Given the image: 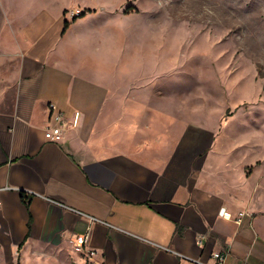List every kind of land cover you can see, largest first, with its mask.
Listing matches in <instances>:
<instances>
[{
    "label": "crops",
    "instance_id": "obj_1",
    "mask_svg": "<svg viewBox=\"0 0 264 264\" xmlns=\"http://www.w3.org/2000/svg\"><path fill=\"white\" fill-rule=\"evenodd\" d=\"M82 18L68 29L39 0H0V264H194L168 249L210 264L214 253L227 254L224 264H264V217L200 185L210 155L201 162L209 145L205 137L200 150L197 129L174 142L133 119L105 134L109 102L125 97L127 112H147L151 103L135 100L151 94L120 90L96 57L98 36L79 32ZM83 48L93 56L78 58ZM51 103L69 123L80 114L59 143L45 138ZM116 129L134 133L123 140ZM81 214L102 222L91 227L93 257L74 249L89 226Z\"/></svg>",
    "mask_w": 264,
    "mask_h": 264
},
{
    "label": "rangeland",
    "instance_id": "obj_2",
    "mask_svg": "<svg viewBox=\"0 0 264 264\" xmlns=\"http://www.w3.org/2000/svg\"><path fill=\"white\" fill-rule=\"evenodd\" d=\"M39 3L55 15L61 11L68 29L85 13L78 30L98 36L96 57L105 71H113L120 90L151 94L135 100L151 103L147 112H138L139 106L127 112L125 97L120 106L109 102L101 118L107 136L114 130L111 123L133 119L145 122L148 134L156 126L174 142L197 129L200 143L206 137L209 145L200 149L201 162L210 155L200 170V185L226 203L264 217V0ZM76 56L84 60L93 55L83 48ZM159 91L161 102L154 95ZM156 107L162 111L154 112ZM115 132L127 140L134 130Z\"/></svg>",
    "mask_w": 264,
    "mask_h": 264
},
{
    "label": "built area",
    "instance_id": "obj_3",
    "mask_svg": "<svg viewBox=\"0 0 264 264\" xmlns=\"http://www.w3.org/2000/svg\"><path fill=\"white\" fill-rule=\"evenodd\" d=\"M49 112L50 114H49L48 125L45 129V138L49 142L59 143L64 139L65 133L70 127V125H72V127L78 126L80 114L76 113L73 122L69 123L67 115L62 110H60L56 104L51 103L49 105ZM1 205L2 202L0 201V207ZM81 215L89 220V226L87 228V232L84 235L76 237L73 240L74 249L78 253L86 254L89 257H93L96 254V252L88 247L90 242L91 227L95 223H102V222L101 220L89 216L87 214H81ZM220 215L224 218H229V219L231 218V214L226 211V208L221 209ZM199 244L201 247L204 246L203 238L199 240ZM168 251L180 257V259L184 261H188L194 264H210L208 261H205L201 258H193L185 254H180L179 252L173 249H168ZM212 257L215 260V264H224L227 258V254L214 253Z\"/></svg>",
    "mask_w": 264,
    "mask_h": 264
},
{
    "label": "trees",
    "instance_id": "obj_4",
    "mask_svg": "<svg viewBox=\"0 0 264 264\" xmlns=\"http://www.w3.org/2000/svg\"><path fill=\"white\" fill-rule=\"evenodd\" d=\"M84 16H85V13L79 15L78 17L80 18V17H84ZM67 26H68V22L65 23V27H67ZM22 199L25 202L26 206L29 208V199H28V197L25 194H23L22 195Z\"/></svg>",
    "mask_w": 264,
    "mask_h": 264
}]
</instances>
